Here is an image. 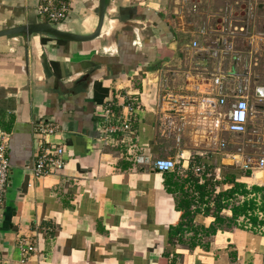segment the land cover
<instances>
[{
	"label": "crops",
	"instance_id": "0c3cea01",
	"mask_svg": "<svg viewBox=\"0 0 264 264\" xmlns=\"http://www.w3.org/2000/svg\"><path fill=\"white\" fill-rule=\"evenodd\" d=\"M39 2L0 0V31L41 22ZM262 4L235 12L240 18L235 52L218 59L209 53L216 32L207 38L208 32L191 30L169 0H108L101 36L91 42L1 37L0 131L10 135V170L0 257L20 264L17 240L25 237L36 245L25 264H264V235L226 226L209 235L215 218L204 212L195 214L190 228L171 235L181 222L177 204L183 195L172 183L187 178L194 162L227 168L218 167L220 181L229 174L247 188L264 187V169L254 176L243 169L248 160L264 158V127L259 128L264 97L256 93L264 87V24L260 31L250 25L255 15L264 16ZM97 25L98 0H73L57 28L90 35ZM217 78L225 86V106ZM241 81L254 87L246 92L251 107L243 134L246 156L225 150L228 142L221 137L234 136L220 112L236 101ZM132 98L141 100L134 127L142 164L124 148L105 147L99 131L104 105L118 102L127 113ZM41 120L60 126L51 140L64 145L68 162L47 177L32 172L33 126ZM255 151L261 153L257 158ZM158 159L175 160L182 170L158 171ZM260 175L263 180L255 181ZM232 185L220 184L219 192ZM185 193L194 197L196 190L189 184ZM197 203L195 198L193 211ZM221 215L232 218L230 206Z\"/></svg>",
	"mask_w": 264,
	"mask_h": 264
},
{
	"label": "built area",
	"instance_id": "2783aa9c",
	"mask_svg": "<svg viewBox=\"0 0 264 264\" xmlns=\"http://www.w3.org/2000/svg\"><path fill=\"white\" fill-rule=\"evenodd\" d=\"M224 3L217 8L215 26L212 29L218 35L215 48L209 51L210 57L218 59L234 53L233 39L239 30V16L236 11L247 13L249 10L258 9L261 0H221ZM73 0H40L37 7L39 19L57 27L63 23L71 12ZM200 4L194 2L192 11L198 12ZM264 11V4H262ZM245 31L244 28L240 29ZM221 35V36H220ZM221 37V38H220ZM193 47L199 48V43L194 42ZM218 93L221 96L220 105L225 106L224 83L222 79H215ZM247 81H241L235 89L236 101L226 110L220 112V117L227 122V131L232 135H243L248 131V120L250 113L249 98L246 95ZM258 89V88H257ZM257 91V90H256ZM141 105V100L132 98L126 105L127 113L119 110L120 105L115 101H108L103 107V115L99 122L101 141L105 147L124 148L129 156L134 158L138 164L145 162V159L137 154L136 130L134 127V112ZM34 133L37 137V148L34 152L33 175L35 177H47L57 175L58 172L66 169V151L63 144L55 143L51 137L60 132L58 123L52 120H41L34 124ZM9 143L10 135L5 131H0V214L6 201V193L9 184ZM224 146V145H223ZM178 163L172 159H158L154 162V168L161 172H171L178 170ZM245 172L255 175L260 169H264V158H260L254 164L248 160L244 165ZM189 173L199 179L203 184L207 180L215 182L220 180L218 171L215 173L207 164L194 162L188 169ZM246 195H236L229 200L228 207L232 210L234 206L244 205L253 202L254 208L241 215L236 223L237 228L264 235V206L262 194L254 193L249 187ZM218 190L215 184L212 191ZM198 196L196 192L194 194ZM206 206V205H204ZM211 207L214 203L210 204ZM256 219V221H254ZM17 247L20 250V264H25L36 252V245L33 241L25 237H19ZM0 264H11L8 259L0 257Z\"/></svg>",
	"mask_w": 264,
	"mask_h": 264
},
{
	"label": "trees",
	"instance_id": "16d2710c",
	"mask_svg": "<svg viewBox=\"0 0 264 264\" xmlns=\"http://www.w3.org/2000/svg\"><path fill=\"white\" fill-rule=\"evenodd\" d=\"M63 42L62 40H59ZM198 162V161H196ZM247 176H251L250 173L247 174ZM175 178V176H170V179ZM173 186H175L177 189H180L183 192L182 199H180L179 203L177 204V209L181 212V222L180 224L171 229V235H177L178 233L184 232L186 230L185 226L190 228L192 221L194 219V216L196 213L204 212L206 215H212L215 218L214 225H212L209 229V235H214L217 233L218 230H222L223 228L228 227H237V219L247 213L249 209L254 208L253 202L246 203L244 205L240 206H234L232 209L233 216L230 219H227L221 215L222 211L226 206L228 205L229 200L233 199L236 195H246L248 193L247 186L245 184L239 183L236 181V176L234 175H226L223 179V181L219 180L216 182V184H233L232 188L228 191H225L223 193L218 192L215 195L214 201V207H210V199L213 196L212 192L209 190V185L211 182L207 180L205 183L200 184L199 179L197 177H194L192 174H189L187 178L183 179L181 183H172ZM192 184L198 193L199 196V202L200 207L198 206L195 211L192 210V206L195 204V197H190L185 193V188ZM175 187L174 189H171V187L168 186V191L171 193H175ZM252 191L254 193H260L262 194L263 198V206H264V187H252ZM201 205H206V209H201ZM256 221V219H254ZM168 263V262H166Z\"/></svg>",
	"mask_w": 264,
	"mask_h": 264
},
{
	"label": "rangeland",
	"instance_id": "374dc122",
	"mask_svg": "<svg viewBox=\"0 0 264 264\" xmlns=\"http://www.w3.org/2000/svg\"><path fill=\"white\" fill-rule=\"evenodd\" d=\"M194 2H197L200 4V11L198 12H193L192 11V5L194 4ZM224 2L221 0H169V6H171L172 9L177 8L178 12H180V14H182V16H184V21L186 22V26L190 27V24H192L191 26V30H194L197 33H202V31H206L208 32L207 38H211L213 35L211 32L212 28L215 24V17L214 15L217 12V8H219L220 6H222ZM264 24V16L263 15H255V17H253L250 21V25L255 26V28L257 30H261L262 29V25ZM202 35V34H201ZM205 36V35H204ZM238 42L240 43H245L246 40L244 38H238ZM263 59L262 62V66H264V54L262 55V57H260ZM263 71V69H261V72ZM230 136V135H229ZM222 138H226L228 145L227 148L225 150H230L231 152H235L238 151L241 154H245L248 155V149L246 147V143H247V139L244 137V135H234V136H230L228 138V135L225 136H221ZM251 155L254 158H257L261 155V153L259 151H255L252 152ZM229 165L233 164V163H227ZM211 169H213V171L216 173L218 170V167L221 165H209L207 164ZM222 167V166H221ZM178 170H182L180 164L178 163L177 165ZM223 168V167H222ZM224 172L228 171L227 168H223L222 169ZM240 173H242L240 171ZM263 176V175H260ZM220 177V176H219ZM221 179V177H220ZM219 181V180H217ZM216 181V182H217ZM211 184L209 185V190L211 191L214 186H215V182L210 181ZM218 186V190H214V192H212L213 196L210 199V204L214 203L213 199L215 198V195H217L216 193H218L220 191V185L217 184ZM197 200V206H200V200H199V196H195ZM211 207V206H210ZM214 207V206H213ZM212 207V208H213ZM202 209H206V206L201 205Z\"/></svg>",
	"mask_w": 264,
	"mask_h": 264
},
{
	"label": "water",
	"instance_id": "95a60500",
	"mask_svg": "<svg viewBox=\"0 0 264 264\" xmlns=\"http://www.w3.org/2000/svg\"><path fill=\"white\" fill-rule=\"evenodd\" d=\"M107 6H108V0H98V25L96 30L90 35H79L77 33L63 31L51 25L50 23L41 21L30 25H24L14 29L0 31V38L14 37L19 35L25 37H31L34 35H45L66 42H75V43L91 42L101 36V32L105 24ZM256 93L258 96L264 97V87L258 88Z\"/></svg>",
	"mask_w": 264,
	"mask_h": 264
},
{
	"label": "flooded vegetation",
	"instance_id": "af4514ba",
	"mask_svg": "<svg viewBox=\"0 0 264 264\" xmlns=\"http://www.w3.org/2000/svg\"><path fill=\"white\" fill-rule=\"evenodd\" d=\"M248 86H249V87H247V92H248V94H250L251 91H254V90H253L254 87H251L250 82L248 83ZM261 112H262V114H264V106L261 108ZM262 127H264V123L259 124V128H262Z\"/></svg>",
	"mask_w": 264,
	"mask_h": 264
},
{
	"label": "bare ground",
	"instance_id": "6f19581e",
	"mask_svg": "<svg viewBox=\"0 0 264 264\" xmlns=\"http://www.w3.org/2000/svg\"><path fill=\"white\" fill-rule=\"evenodd\" d=\"M254 180H255V181H256V180H263V177H262V176H257Z\"/></svg>",
	"mask_w": 264,
	"mask_h": 264
}]
</instances>
